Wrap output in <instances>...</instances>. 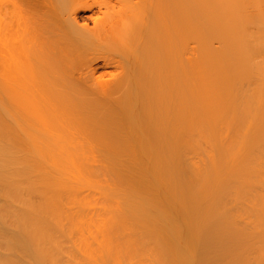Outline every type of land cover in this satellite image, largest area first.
Here are the masks:
<instances>
[{"label":"bare ground","instance_id":"6f19581e","mask_svg":"<svg viewBox=\"0 0 264 264\" xmlns=\"http://www.w3.org/2000/svg\"><path fill=\"white\" fill-rule=\"evenodd\" d=\"M263 1L0 0L1 92L64 108L29 111L45 139L0 129V264H264ZM67 90L119 105L97 116L126 140ZM97 139L144 179L94 165Z\"/></svg>","mask_w":264,"mask_h":264},{"label":"rangeland","instance_id":"374dc122","mask_svg":"<svg viewBox=\"0 0 264 264\" xmlns=\"http://www.w3.org/2000/svg\"><path fill=\"white\" fill-rule=\"evenodd\" d=\"M177 1V0H176ZM235 1V0H234ZM237 1H239V0H236V2ZM199 2V1H198ZM199 3H201V2H199ZM235 2H233V4H234ZM241 3H242V1H241ZM244 3V2H243ZM246 4H247V2H245ZM256 3V2H255ZM262 3V2H261ZM196 4H198L197 3V1H196ZM245 4V5H246ZM249 4V3H248ZM257 4V3H256ZM195 5V4H194ZM242 5V4H241ZM255 5V4H254ZM258 5H260V2L258 3ZM258 5H256V7L258 6ZM20 6V5H19ZM243 6V5H242ZM242 6H241V8H242ZM247 6V5H246ZM21 7V6H20ZM194 7H196V9H197V6L195 5ZM245 7V6H244ZM249 7V6H248ZM250 7H251V9H253L254 10V6L252 7L251 6V4H250ZM249 7V8H250ZM255 7V8H256ZM199 8V7H198ZM259 8H261L260 6H259ZM259 8L258 9H255V10H259ZM19 9H21V8H19ZM187 9H188V6H187ZM246 9V8H245ZM245 9H243V10H245ZM251 9H246L245 11H249V10H251ZM17 10V9H16ZM14 12H17V11H15V10H13ZM19 11V10H18ZM252 11V10H251ZM253 12V11H252ZM256 12V11H255ZM262 12H264V1H263V11ZM17 14V13H16ZM13 17H16V15H15V13H13ZM13 17H11L12 18V20H13ZM17 18H18V16H17ZM14 19H16V18H14ZM22 20V19H21ZM18 21H20L19 19H18ZM18 21H17V23H18ZM12 22H16V20L15 21H12ZM12 25V24H11ZM16 26H18V25H16ZM252 28V27H251ZM253 29H254V27H253ZM256 29V28H255ZM14 30H16V28L14 29ZM252 31V30H251ZM13 34V33H12ZM190 41V40H189ZM188 41V43L190 44V45H192V46H194L191 42H189ZM215 44H216V42H215V40L214 41H212V46H215ZM255 44V43H254ZM253 44V42H252V45H254ZM218 45V43L216 44V46ZM264 45V44H263ZM262 45V46H263ZM189 45H187V47H188ZM190 47V46H189ZM214 48V47H213ZM217 48V47H216ZM191 49V48H190ZM187 50H189L188 48H187ZM263 51V52H262ZM262 51H260L263 55H261V57H263L264 56V47H263V49H262ZM258 53V52H257ZM2 90H0V95H1V92ZM30 92H31V90H30ZM30 92H27L28 93V95H27V93H25L26 95H27V97H29L30 99H31V97L29 96V94H30ZM33 92H34V95H35V91L33 90ZM6 94V93H5ZM5 94L4 93H2V95L0 96V129L1 130H5V132L4 131H2L6 136H9L10 134L13 136L14 135V131H13V134L11 133L12 132V129L11 128H13V129H15L16 127V129H19L20 128V135H22L23 134V136H25V138L26 139H28V138H31L32 137V135L31 134H33V131H34V134H36L35 136H34V134H33V136H34V139L37 141L38 139H37V135L39 134H37V132H41V131H37L36 133H35V129L33 128V127H35V128H37L35 125L32 127L33 129L32 130H29V129H31V123H27L26 121H28V122H33V121H36L35 120V118L37 119L38 117H36L37 115H39V113L37 114V112L35 111V110H38V112H40V113H44V115L46 116L47 114H46V112H48L47 110H51V109H54L52 112H54V111H56L57 112V108H59V107H54V106H51V105H45V104H43V103H39L41 106H39V105H36V103H34V101H33V103L31 104V105H29L28 103V105H26L27 107L26 108H23L22 106V109H21V107L19 106V104L17 105V107L14 105H11L12 103L14 104V102H11L10 101V99H9V102H8V99H7V97L5 96ZM31 94H33L32 92H31ZM30 94V95H31ZM26 95H25V97H26ZM32 96V95H31ZM36 96V95H35ZM66 96L67 97H69V99H70V104H69V106H74L73 108L75 109V111L77 112V115H78V117L79 118H81V119H84V120H88V119H90L89 121L90 122H88L85 126L86 127H90V128H93V130H92V135H91V137H93V136H95V135H97L98 137H100L101 136V133L104 131V130H107L108 128L107 127H109V125H108V122L106 123L105 121H102V123H106V124H102V123H100V121L101 120H99V118L101 117L100 115H104L105 113H107L108 114V116L110 117H108V116H105L104 115V117H108V120H113V121H115V120H117L118 118V116H120L119 114H120V110H119V105H118V107L116 106V105H114L113 103H111L110 104V102H108L109 104H107V103H104L103 105L102 104H99V103H103L104 101H102V100H93V101H91V99L92 98H90V97H86L85 95H82V93H80V92H78L77 90H67V92H66ZM34 97H32V99H33ZM35 98H37V97H35ZM38 99V98H37ZM11 102V104H9ZM24 104V103H23ZM38 104V103H37ZM113 104V105H112ZM11 105V106H10ZM25 105V104H24ZM23 105V106H24ZM13 106V107H12ZM68 106V107H69ZM19 107V108H18ZM61 107V106H60ZM66 107V106H65ZM49 108V109H48ZM56 108V109H55ZM66 109H67V107H66ZM58 110H60V108L58 109ZM61 110H64V108H62L61 107ZM61 110H60V112H61ZM32 112V111H35L36 113L35 114H37V115H34L33 113H31V117H32V115L35 117H33L34 118V120H33V118H31L30 116H29V114H30V112ZM66 111V110H65ZM51 112V113H52ZM64 112V111H63ZM29 113V114H28ZM50 113V114H51ZM53 114V113H52ZM50 115V120H51V123H52V119H53V125L52 126H54V125H56V124H54L55 122H54V119L57 117V116H55L56 115V113H55V118H53V115ZM106 114V115H107ZM58 115V114H57ZM97 115H99L100 117L98 118V116ZM97 116V117H96ZM2 117V118H1ZM39 117H41V116H39ZM49 117V116H48ZM98 118V121L99 122H97L96 121V118ZM14 119H16V120H14ZM100 119H102V118H100ZM4 120V121H3ZM38 120V119H37ZM60 120V119H59ZM62 121H63V119H61ZM17 121V122H16ZM24 122L26 123V124H24ZM37 122V121H36ZM60 122V121H59ZM58 123V122H57ZM62 123H64V122H62ZM115 123V122H114ZM114 123H112V121H111V125H110V127L109 128H112L113 126H115L116 128H118ZM117 123V122H116ZM12 124H17L16 125V127L14 128V125H12ZM21 124H22V126H21ZM23 124H24V126H23ZM36 124V123H35ZM61 124V123H60ZM65 124V123H64ZM64 124H63V126H64ZM3 125V126H2ZM13 126V127H9V126ZM26 125V126H25ZM27 125H28V127H27ZM113 125V126H112ZM5 126V127H4ZM20 126V127H19ZM60 126V125H59ZM62 126V125H61ZM91 126H94V127H91ZM19 127V128H18ZM22 127H26V131H27V128H29L28 129V131H27V133L25 134V131H23V130H25L24 128H22ZM58 127V126H57ZM3 128H5V129H3ZM7 128H8V130L10 131V134H8V132L9 131H7ZM22 128V129H21ZM56 128V127H55ZM59 128V127H58ZM57 128V129H58ZM67 128V127H66ZM107 128V129H106ZM15 129V131L17 132V130ZM88 129V128H87ZM113 129V128H112ZM22 130V131H21ZM38 130V129H37ZM64 131L66 130V129H63ZM114 130V129H113ZM29 131H31L30 133L31 134H29ZM125 131L126 130H120V131H116V130H114V132H113V134L114 133H116L115 134V136H116V138L117 139H119V140H126V135H125ZM17 132V134L15 133V135H17V136H19L18 133ZM68 132V131H67ZM22 133V134H21ZM42 133V132H41ZM27 134H29V135H31V137H28L29 135H27ZM14 135V136H15ZM40 135V134H39ZM42 135V138L43 139H45V137L46 136H48L46 133L43 135V134H41ZM40 135V136H41ZM67 135L69 136L68 138H66V139H68V141H69V139H70V141L71 140H73V141H71V143H74V144H70V145H73L74 147H75V150H76V148L77 149H80V144H78V142H80V138H79V141H78V139H77V136L76 135H73V134H71L70 132L69 133H67ZM20 137H22V136H20ZM20 137H14V138H19V139H21L20 141H25L24 139H23V137L22 138H20ZM28 137V138H27ZM36 137V138H35ZM39 137V136H38ZM76 137V138H75ZM91 137H89V138H91ZM41 138V137H40ZM112 138H114V136L112 137ZM111 138V139H112ZM115 138V139H116ZM16 139V140H17ZM23 139V140H22ZM32 139L33 138H31V140H30V142L32 141ZM33 139V140H34ZM42 139V140H43ZM75 139V140H74ZM76 139H77V143H76ZM40 140V139H39ZM75 141V142H74ZM123 143H125L124 145H123V147H125L124 149H127V150H125V151H123V152H120L119 153V155H117L116 157L114 156V157H110L108 154H109V151L107 150V149H104L103 148V145H102V143L100 142V139H97L95 142H94V149H92V151H88V149L86 148V146H84L83 145V148H84V151H87V152H85L84 154L85 155H90V154H92L93 156H94V159H95V161L93 162V164L94 165H97V164H99L100 162H105V164L106 163H111V161L114 163H116V165H117V168L116 169H118V171L121 173V174H123V175H125V176H129V177H131L132 179H134V180H136V179H144V175H145V171H144V169L143 168H146V167H144V166H147V165H145V157L144 156H142V158H140L141 156H139V159H140V162L139 163H141L142 161L144 162V163H141V164H143V165H138V161H136L137 159H138V157H137V152H134L133 151V149L131 148V146H132V143L131 142H126V141H122ZM26 143H28V142H26ZM38 143V146H40V143L39 142H37ZM77 144H78V146H77ZM69 145V146H70ZM68 145H67V147H69ZM72 146H70V148H71ZM86 148V149H85ZM72 150H74V149H72ZM74 150V151H75ZM78 151H80V150H77V152ZM134 152V153H133ZM136 155V158H135V155ZM140 155V154H139ZM109 157V158H108ZM143 157H144V159H143ZM110 159V160H109ZM136 162H137V164H136ZM114 165V164H113ZM138 165V167L139 166H141V168L143 169V175H142V173H141V169L140 170H138L137 168H135V166H137ZM139 171H140V173H139ZM140 176H139V175ZM154 181V180H153ZM153 181H151V180H144V182H146L147 183V185L149 186V188L155 193H158V192H160L159 191V187H161V186H159L160 185V182L159 181H156L155 180V182H153ZM145 183V184H146ZM148 183H150V184H148ZM158 183V184H157ZM158 188V189H157ZM155 190V191H154ZM161 190V189H160Z\"/></svg>","mask_w":264,"mask_h":264}]
</instances>
